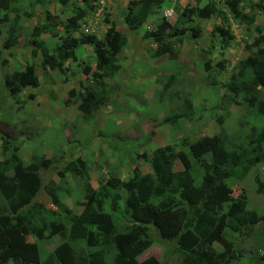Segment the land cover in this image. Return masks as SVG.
Here are the masks:
<instances>
[{
	"label": "rangeland",
	"instance_id": "374dc122",
	"mask_svg": "<svg viewBox=\"0 0 264 264\" xmlns=\"http://www.w3.org/2000/svg\"><path fill=\"white\" fill-rule=\"evenodd\" d=\"M201 1L200 8L214 5L215 14L207 20L191 16L192 22L185 26L198 25L199 36H193L191 30L183 37L173 36L177 42L173 50L178 52L179 61H162L154 56V41L143 38L145 31L163 30L172 34L175 28L182 27L180 14L196 7V0H163L144 26L134 31L129 30L124 20L131 6L129 0H78L87 12L73 32L65 26L68 18L78 11L62 10L48 0L34 5L30 0H21L19 12H8L4 29H15L16 45L3 50L4 37L0 39V166H5L12 155L25 165L39 163L46 156L58 161V168L80 158L88 162V183L97 190L101 187L100 180L131 177L134 167L143 163L140 155L151 157L164 146L179 145L192 160H197L208 158L222 136L225 146L230 148L244 143L253 131H263L264 116L258 107L264 104V92L245 100L241 94L235 97L230 93L227 85L232 77L239 81L240 62L256 51L252 42L264 34V15L251 7L258 2L263 5L264 0H250L241 6L243 14L253 16L251 21L242 20L241 15L233 18L221 1L218 4ZM165 10H172V15L165 17ZM45 23L51 24L50 32L37 37L41 46L33 57L31 33L36 25ZM111 27L126 38V43L108 66L98 69L101 60L94 45L77 47L73 60H62L55 54L58 46L64 48L68 38L95 36L103 44ZM220 29L233 36L230 40L226 36L225 45H220ZM42 48L49 52L47 56H43ZM26 65L35 67L39 87L21 91L20 102L6 100L4 76L23 71ZM252 78L251 71L243 76L248 82ZM168 80L172 85L164 91L163 85ZM85 90H89L91 97L104 99L92 117L84 116L78 109ZM72 91L74 96H70ZM31 94L36 96L34 100L28 98ZM257 174L264 182L262 164L252 166L245 178L233 183L231 196L245 205L246 212L262 215L264 195L257 193ZM196 175L199 179L204 177L201 168L196 170ZM41 179L42 189L36 197L40 209L52 216L63 212L50 203L48 191L53 190L64 208L76 215L83 211L81 185L75 180L68 175L61 180L55 172H42ZM0 205H6L1 198ZM221 209L224 215L226 206ZM62 229L65 227H57V234L43 242H34L26 230L9 234L16 243H35L39 258L44 260L62 242L58 234ZM262 232L263 224L257 225L253 235L247 238L226 230V236L239 246L237 255L245 264H264V244L259 240ZM101 241L109 243L105 238ZM170 247V242L149 247L138 257L137 264H176L177 256L169 252Z\"/></svg>",
	"mask_w": 264,
	"mask_h": 264
},
{
	"label": "trees",
	"instance_id": "16d2710c",
	"mask_svg": "<svg viewBox=\"0 0 264 264\" xmlns=\"http://www.w3.org/2000/svg\"><path fill=\"white\" fill-rule=\"evenodd\" d=\"M20 1L0 0V39L4 37L3 50L13 49L18 41L13 27H9L7 31L4 29L9 20L8 12H19ZM30 1L34 5L47 0ZM48 1L56 3L62 10L78 11L67 20L65 29L69 32L78 28L79 21L87 12L86 8L82 10L78 0ZM70 1L74 2L68 6ZM196 1V7L180 14L182 27L175 28L172 34L164 33L163 30L145 31L143 38L152 39L156 45V58L162 61H179L178 52L173 50L177 43L173 36L183 37L191 30L193 36L198 37V25L190 28L185 26L192 22L191 16L207 20L215 14L214 5L200 8L203 1ZM211 1L218 4L216 0ZM224 1V6L233 18L241 15L244 21L253 20V16L243 14L241 8L250 0ZM162 3L163 0H132L124 18L129 30H138L144 26L153 15V10ZM251 5L254 10L257 9L264 15L262 2ZM50 26V23H45L34 27L31 33L33 40L30 41L35 47L33 57L41 46L37 37L49 33ZM257 30L261 31L258 28ZM219 33L222 37L220 45L228 43L226 36L228 40L233 37L223 29ZM125 43L126 38L111 27L103 44L95 36L68 38L64 48L58 46L55 54L62 60H73L77 47L94 45L99 52L101 62L97 67L100 69L102 65H110ZM252 47L256 51L240 62L241 78L237 82L232 77L227 85L230 93L235 96L241 94L245 96V100L253 99L259 91L264 92V34L253 40ZM48 53L46 48H42L43 56ZM5 63L3 61L2 65ZM248 71L253 73L250 82L243 80ZM3 80V90L7 91L4 96L6 100L8 98L18 101L21 91L39 87L33 65H26L23 71L6 74ZM12 85L15 87L13 90ZM171 85L172 81L168 80L163 85V90L168 91ZM85 92L78 109L84 116L92 117L104 99L98 100L95 95L89 96V90ZM74 94V91L70 92V96ZM28 98L34 100L36 96L31 94ZM258 112L264 116L263 103L259 105ZM262 130L259 133L253 131L244 143L230 148L225 146L222 136L208 158L197 160H192L179 145L164 146L151 157L140 155L143 163L140 167H135L131 177L126 180H122V176L111 177L106 182L100 180L101 187L97 190L88 183L89 167L84 159H73L63 168H58V161L46 157L39 163L25 165L12 155L5 166H0V198L6 204L0 205V264H137L138 257L146 249L153 245H164L166 242L171 243L169 252L177 256L176 264H245L237 255L239 246L226 236V230L247 238L253 235L257 225L263 224L264 229V214L246 212L245 205L231 196L232 186L245 178L252 166L262 164L264 167V128ZM14 132L12 130L11 134ZM200 168L204 172L202 179L196 175V170ZM42 172H55L61 180L70 175L75 183L81 185L84 203L83 211L79 215L64 208L54 191L47 186L44 188L49 190L50 203L63 212L52 216L50 212L40 209L36 197L42 189ZM255 184L257 193L264 195V182L258 174ZM222 206H226L224 215L221 212ZM61 226L65 227L58 233L62 242L44 260L39 258L35 243H16L10 236L12 231L26 230L34 242H43L57 234L56 229ZM101 238L109 243L104 244ZM259 240L264 244V233ZM249 255L247 253L248 257Z\"/></svg>",
	"mask_w": 264,
	"mask_h": 264
},
{
	"label": "clouds",
	"instance_id": "9594fccd",
	"mask_svg": "<svg viewBox=\"0 0 264 264\" xmlns=\"http://www.w3.org/2000/svg\"><path fill=\"white\" fill-rule=\"evenodd\" d=\"M132 0H129V2H131ZM135 1H139V0H135ZM216 1H218V0H216ZM219 1H221L222 2V4L223 5H225V1L224 0H219ZM102 8H103V1H102ZM172 10H165V17H170L171 15H172ZM86 30V29H85ZM85 30H84V32H85ZM85 33H88V30H87V32H85ZM235 96V95H234ZM235 97H237V96H235ZM224 98V97H223ZM68 102V101H67ZM125 145H126V143L125 142H123ZM128 154H131V151H128ZM44 156V155H43ZM44 157H46V156H44ZM47 159V158H46ZM136 167V166H135ZM135 167H134V169H135ZM138 167H140L139 165H138ZM134 171V170H133ZM69 177H70V175H68ZM123 180V179H122Z\"/></svg>",
	"mask_w": 264,
	"mask_h": 264
},
{
	"label": "built area",
	"instance_id": "2783aa9c",
	"mask_svg": "<svg viewBox=\"0 0 264 264\" xmlns=\"http://www.w3.org/2000/svg\"><path fill=\"white\" fill-rule=\"evenodd\" d=\"M85 32H87V29L85 30Z\"/></svg>",
	"mask_w": 264,
	"mask_h": 264
}]
</instances>
